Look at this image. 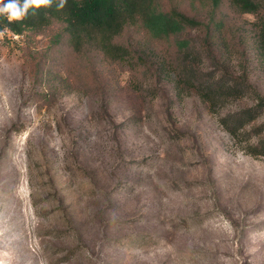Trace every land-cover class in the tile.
Listing matches in <instances>:
<instances>
[{
	"label": "rangeland",
	"instance_id": "1",
	"mask_svg": "<svg viewBox=\"0 0 264 264\" xmlns=\"http://www.w3.org/2000/svg\"><path fill=\"white\" fill-rule=\"evenodd\" d=\"M154 3L201 23L125 26L134 69L80 46L62 18L0 31V264H264L253 15L228 0Z\"/></svg>",
	"mask_w": 264,
	"mask_h": 264
},
{
	"label": "trees",
	"instance_id": "2",
	"mask_svg": "<svg viewBox=\"0 0 264 264\" xmlns=\"http://www.w3.org/2000/svg\"><path fill=\"white\" fill-rule=\"evenodd\" d=\"M230 6L242 13H251L253 20L250 22L251 31L257 52L264 59V0H228ZM59 0L45 7L41 6L20 20L8 21L0 16V31L4 28L13 33H20L24 28H39L47 24L52 18H62L75 41L80 46L93 45L98 51L119 63L134 69L139 65L142 56L132 50L128 44L118 42L117 35L122 29L133 24L136 19L142 18L143 23L154 34L168 36L182 31L185 28L198 27L200 21L179 10L171 9L168 12L156 10L154 0H65L62 8H57ZM182 50L188 48L186 39L178 40L175 45ZM179 76L181 79H189L191 85H195V78L186 64V55L182 56ZM190 65V64H189ZM179 71V70H178ZM242 82H235L230 88L241 89ZM245 83V82H244ZM219 81L209 85L212 89H222ZM204 89H200V95L206 97ZM206 99V98H205ZM257 100L255 108L264 109V97L256 92ZM254 108V109H255ZM250 113V112H249ZM229 131L233 130L229 128ZM257 152L254 154L264 155V141L255 146Z\"/></svg>",
	"mask_w": 264,
	"mask_h": 264
},
{
	"label": "clouds",
	"instance_id": "3",
	"mask_svg": "<svg viewBox=\"0 0 264 264\" xmlns=\"http://www.w3.org/2000/svg\"><path fill=\"white\" fill-rule=\"evenodd\" d=\"M52 0H0V16L5 17L8 21L20 20L24 18L29 10L33 12L41 6H49ZM65 0H59L57 8L64 6Z\"/></svg>",
	"mask_w": 264,
	"mask_h": 264
}]
</instances>
